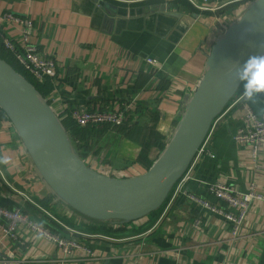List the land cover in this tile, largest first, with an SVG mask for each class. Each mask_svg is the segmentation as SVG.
Returning a JSON list of instances; mask_svg holds the SVG:
<instances>
[{
  "label": "crops",
  "instance_id": "obj_1",
  "mask_svg": "<svg viewBox=\"0 0 264 264\" xmlns=\"http://www.w3.org/2000/svg\"><path fill=\"white\" fill-rule=\"evenodd\" d=\"M108 1L116 10L91 0H0V17L10 13L31 22L26 40L20 24L2 20L0 31L19 48L29 43L40 57L55 59L53 87L45 101L73 153L95 171L108 167L134 177L147 170L139 160L143 145L150 146L144 159L154 163L155 142L165 146L171 141L220 37L252 0H210L219 6L215 11H199L189 0ZM1 47L0 39V54ZM148 58L160 68L154 70ZM246 84L245 77L238 93ZM243 103L264 116V92L255 101L245 95L229 103L210 131L207 149L215 158L201 155L191 161L181 193L165 213L164 204L125 223L87 218L59 200L0 110V205L21 208L93 254L83 249L63 253L23 228L17 240L0 229V253L10 251L16 263L24 264H264V202L251 205L241 234L232 238V224L186 196L227 211L208 192L209 184L222 182L244 192L253 183L256 193L264 195V149L254 172L246 149L232 139ZM122 106L131 107L123 126H93L72 134L74 110ZM132 118L135 125H130Z\"/></svg>",
  "mask_w": 264,
  "mask_h": 264
},
{
  "label": "water",
  "instance_id": "obj_2",
  "mask_svg": "<svg viewBox=\"0 0 264 264\" xmlns=\"http://www.w3.org/2000/svg\"><path fill=\"white\" fill-rule=\"evenodd\" d=\"M91 1L116 10L105 0ZM219 41L173 138L154 163L134 177H107L88 167L71 150L44 98L2 59L0 110L40 177L72 211L97 221H136L164 203L211 123L241 86L248 58L264 56V0H252Z\"/></svg>",
  "mask_w": 264,
  "mask_h": 264
},
{
  "label": "built area",
  "instance_id": "obj_3",
  "mask_svg": "<svg viewBox=\"0 0 264 264\" xmlns=\"http://www.w3.org/2000/svg\"><path fill=\"white\" fill-rule=\"evenodd\" d=\"M189 2L195 9L199 11H215L219 7L216 4H212L210 0H189ZM2 20L24 26L25 30L23 36L26 40L31 28V22L28 19L17 17L10 13H4L2 17H0V23H2ZM228 32L229 28L220 37L222 41L227 37ZM0 39L1 46H3L4 49L8 50L14 56L15 60L25 70H27L37 82L42 83L46 78L55 77L56 62L53 57H40L37 54V48L29 43H26L24 47L19 48L13 40L4 37L1 31ZM146 61L153 67L154 70L160 68V64L155 59L148 58ZM244 96L245 90L241 91L240 93L236 92L229 103H238V101L240 102ZM43 98L44 100H47V98ZM130 108L131 107L128 106H122L114 111H93L87 109H76L72 112V118L76 126H78L79 128L100 125H107L118 128L125 124L127 113L129 112ZM242 109L243 113L241 115V123L236 127L234 133L232 134V139L235 143L246 149L247 156L252 162V170L256 172L258 171L259 155L264 149V116L255 113L246 103H243ZM220 113L211 123L207 135L200 144L191 161H193L195 157L201 155H208V157L211 159L215 158V154L207 149V143L210 137V131L214 127ZM132 121H135V118H132ZM100 173L107 177L128 178L124 171H113L108 167H105ZM184 173L180 176V178L177 179L167 196L168 198H166L164 203L162 204H165L163 213H165L166 210L173 204L177 195L181 193L182 182L187 177ZM207 190L211 195L224 203L225 208H227L228 210L226 211L224 209H219L209 204L207 201L199 199L195 196L187 194L186 196L189 200L198 203L199 205L212 211L213 213L218 214L219 216L223 217L226 222L232 224V228L230 230V237L232 238L237 237L241 234V231L243 230V224L248 215L251 205L254 202L258 201L264 202V195L256 193L253 183H250L248 190L244 192L237 191L235 188L222 182L209 184L207 186ZM46 217L50 222L53 219L50 215H47ZM0 222V229L2 231V234L11 238L12 240H17V235L20 230L19 228H23L32 233L35 237H40L54 243L63 253H68L73 249H83L87 254H93L90 248L82 246L77 239L73 237H64L59 233L51 231V229L49 228L51 224L47 225L42 220L40 221L33 219L28 213L24 212L19 207L7 208L0 205ZM56 223H58V221H56ZM67 231L69 232L71 231V229L67 228ZM0 264L24 263H16L13 260L12 253L8 251L6 254L0 253ZM50 264L54 263L52 262Z\"/></svg>",
  "mask_w": 264,
  "mask_h": 264
},
{
  "label": "trees",
  "instance_id": "obj_4",
  "mask_svg": "<svg viewBox=\"0 0 264 264\" xmlns=\"http://www.w3.org/2000/svg\"><path fill=\"white\" fill-rule=\"evenodd\" d=\"M106 2H109V1L106 0ZM1 49H3V46L1 47ZM4 52H6L7 54H4ZM4 52H2V54H0V59L6 61L15 70L16 73H18L23 79H25L29 84H31L40 96L46 97L51 92V89L53 87L52 78H46L42 83L37 82L33 78V76L15 60L14 56L8 50L6 51V49H5ZM245 77H246V75H245ZM245 77H244V79H245ZM240 89H241V87H239L237 93L240 91ZM90 127H93V126H89L86 128H79L78 126L75 125L72 134L77 135L79 133L78 132L79 130H87ZM159 141L161 142V138H159ZM155 143L158 144L157 146H158L159 150L163 152V150L165 149L164 145L161 143H157V142H155ZM149 151H150V146L148 145V143H146L145 145H143L142 155L139 157L140 161L147 164V169L152 165L151 163H153L152 161L145 160V159H147ZM49 228L51 229L52 226H49Z\"/></svg>",
  "mask_w": 264,
  "mask_h": 264
},
{
  "label": "clouds",
  "instance_id": "obj_5",
  "mask_svg": "<svg viewBox=\"0 0 264 264\" xmlns=\"http://www.w3.org/2000/svg\"><path fill=\"white\" fill-rule=\"evenodd\" d=\"M247 84L245 95L255 101L258 94L264 92V56H251L245 63Z\"/></svg>",
  "mask_w": 264,
  "mask_h": 264
},
{
  "label": "rangeland",
  "instance_id": "obj_6",
  "mask_svg": "<svg viewBox=\"0 0 264 264\" xmlns=\"http://www.w3.org/2000/svg\"><path fill=\"white\" fill-rule=\"evenodd\" d=\"M136 122H137V119L135 120V121H133V122H130V125H135L136 124ZM126 124V123H125ZM150 137H154V134L151 132V134H150ZM141 141H142V138H141ZM169 144V143H168ZM167 144V145H168ZM167 145H165L164 146V148L167 146ZM162 153V151H160L159 150V148L158 149H154V150H152V152L150 153V156H151V158L152 159H157L158 158V156L160 155ZM149 156V155H148Z\"/></svg>",
  "mask_w": 264,
  "mask_h": 264
},
{
  "label": "bare ground",
  "instance_id": "obj_7",
  "mask_svg": "<svg viewBox=\"0 0 264 264\" xmlns=\"http://www.w3.org/2000/svg\"><path fill=\"white\" fill-rule=\"evenodd\" d=\"M262 54H264V51H263V53Z\"/></svg>",
  "mask_w": 264,
  "mask_h": 264
}]
</instances>
